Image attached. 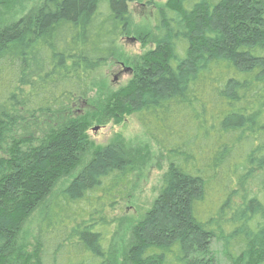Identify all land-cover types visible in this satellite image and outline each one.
Instances as JSON below:
<instances>
[{
	"label": "trees",
	"instance_id": "16d2710c",
	"mask_svg": "<svg viewBox=\"0 0 264 264\" xmlns=\"http://www.w3.org/2000/svg\"><path fill=\"white\" fill-rule=\"evenodd\" d=\"M131 1L42 0L0 27V264H114L113 212L135 172L122 143L95 149L33 242L20 231L80 163L78 104L129 34ZM155 14L154 47L102 101L136 115L168 162L124 260L218 264L217 242L229 264H264V0H166Z\"/></svg>",
	"mask_w": 264,
	"mask_h": 264
},
{
	"label": "rangeland",
	"instance_id": "374dc122",
	"mask_svg": "<svg viewBox=\"0 0 264 264\" xmlns=\"http://www.w3.org/2000/svg\"><path fill=\"white\" fill-rule=\"evenodd\" d=\"M41 2L42 0H0V27L19 20ZM165 2L166 0L131 1L129 34L119 40L115 57L98 70L88 94L78 104L79 115L88 120V143L80 163L70 175L57 181L51 197L26 220L20 231L21 239L26 237L29 242L34 241L46 207L91 159L95 149L110 142H119L134 161L135 172L130 195L113 212L117 216L113 227L116 228L117 225V229L111 230L109 239L114 264H127L124 258L131 238V228L158 196L168 162L136 115L126 114L121 119L106 116L102 101L105 96L127 84L133 73L130 64H136L145 51L154 47L155 13ZM213 246L218 264H229L223 245L214 242Z\"/></svg>",
	"mask_w": 264,
	"mask_h": 264
}]
</instances>
